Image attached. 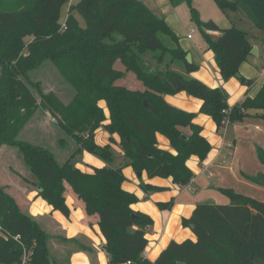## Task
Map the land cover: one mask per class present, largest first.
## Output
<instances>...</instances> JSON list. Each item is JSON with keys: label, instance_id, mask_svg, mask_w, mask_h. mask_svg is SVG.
Segmentation results:
<instances>
[{"label": "trees", "instance_id": "obj_1", "mask_svg": "<svg viewBox=\"0 0 264 264\" xmlns=\"http://www.w3.org/2000/svg\"><path fill=\"white\" fill-rule=\"evenodd\" d=\"M67 1L27 0L25 6L22 0L15 5L0 0V150L4 145L18 148L35 179L38 196L66 216L71 213L66 190L68 186L73 189L88 215L99 216L106 238L103 248L111 264H259L258 260L264 264L263 201L233 188H220L230 203L201 202L190 217L183 218L185 227L195 225L196 240L172 241L152 261L143 252L149 244L146 229L153 224V217L133 208L139 198L123 187V168L109 164L88 172L75 161L85 150L113 161L111 143L96 141V131L104 124L111 134L120 136L128 165L135 171L188 184L193 177L188 160L193 155L204 160L212 145L202 134L203 127L194 121L196 113L173 105L165 95L186 91L202 99L200 111L210 115L220 131L226 117L235 122L248 116L249 108L264 110V85L256 97L247 96L230 106L223 87H210L174 67L181 64L193 72L199 65L187 60L189 51L182 47L177 33L143 0H78L71 5L63 27L61 8ZM215 1L224 10L243 9L264 32V0ZM170 2L175 7L183 3L190 7L223 78L239 77L250 86L253 80L240 73L241 64L253 50L248 32L232 25L220 27V34L214 36L207 31L210 24L200 19L193 0ZM74 11L83 16L85 25ZM29 35L32 38L27 42ZM165 37L174 46L167 44ZM147 54L158 61L156 66ZM47 60L76 88L69 103L53 92L45 93L40 83L30 79L29 72ZM119 60L125 71L134 72L143 82V89L117 83L126 73L115 67ZM103 100L109 110L107 123ZM39 109L49 112L68 136L61 139L62 145L71 138L78 146L64 162L52 149L19 138ZM181 127H190L191 133ZM158 134L170 140L175 152L159 146ZM259 157L264 162L263 149ZM142 187L160 188L150 183H142ZM173 202H162L160 207L170 208ZM61 238L77 243L79 250L92 251L76 237ZM51 239L37 217L22 211L16 198L0 187V264L20 262L24 252L20 242L31 252L29 264H64L55 260Z\"/></svg>", "mask_w": 264, "mask_h": 264}, {"label": "crops", "instance_id": "obj_2", "mask_svg": "<svg viewBox=\"0 0 264 264\" xmlns=\"http://www.w3.org/2000/svg\"><path fill=\"white\" fill-rule=\"evenodd\" d=\"M143 1L155 9L163 6L164 12L168 11L167 5L171 3L170 0ZM232 25L234 24L230 21H223L219 27L225 28ZM208 31L211 33L212 29ZM212 33L218 36L220 31L214 30ZM193 37L189 38L187 35V38L180 39V43L191 53L192 62L198 64L199 68L193 72H187L183 66L181 72L184 75L199 78L210 87H223L228 95L230 106L243 101L247 96L252 98L257 96L264 85V36L250 38L254 50L240 66L241 75L253 80L250 86L242 83L239 77H232L226 81L221 74L214 51L207 49L204 42L190 43L188 39ZM117 67L125 71L124 65ZM125 72L124 77L117 80V83L132 89L144 88L143 82L134 72ZM165 97L173 105L196 113L194 121L203 127L202 134L207 137L212 147L204 160L197 155L190 157L188 166L193 171V177L185 185L175 183L172 177L151 178L147 171H142L139 175L126 163V168L123 169L126 175L123 187L136 193L139 198L138 202L132 206L135 210L148 213L153 217V224L146 229L149 244L143 252L144 256L152 261H156L172 241L196 240L193 228L183 225V218L190 217L195 207L201 202L230 203L229 196L220 188H233L239 193L264 202V183L254 180V177L264 175V162L259 157V150H264V110L249 108L248 116L243 120L230 122L219 131L216 121L210 115L200 111L202 99L186 91L167 94ZM103 101L101 105L109 118L107 103ZM100 127L96 131L98 143L120 145V136L117 133L113 134L112 142L110 136L104 137L103 142L98 140L97 134ZM181 128L186 133H191L190 127ZM157 138L160 147L175 152L166 136L158 134ZM76 157V165L83 171L91 172L94 166L109 165V162L103 158L86 150ZM203 165H207V169H204ZM142 183H150L160 188L145 190ZM26 196L30 201V212L42 220V226L52 235V239L55 236H65L70 239L76 237L92 247V251L79 250L77 243L63 242L65 245L62 246L61 252L67 254V264H111L109 255L103 248L106 238L99 225V216L88 215L84 202L78 198L70 186L66 190L67 204L71 209L69 216L54 209L43 197L38 196L37 190H30ZM171 200L174 202L170 208L160 207V203Z\"/></svg>", "mask_w": 264, "mask_h": 264}, {"label": "rangeland", "instance_id": "obj_3", "mask_svg": "<svg viewBox=\"0 0 264 264\" xmlns=\"http://www.w3.org/2000/svg\"><path fill=\"white\" fill-rule=\"evenodd\" d=\"M22 1L23 4H26L25 6H28L27 0ZM77 1L78 0H68L62 6L60 20L63 24V27L66 17L69 14L71 5ZM16 2L17 0H11V5H15ZM4 4H6L5 1ZM167 6H169V9L165 12L163 6L157 7V9H155L153 6L150 8L153 9L157 14H160L166 18L167 23L177 33L180 39L183 37L187 38L188 33H191L192 28H194V37L193 39H188L189 42L192 44L203 43V34L197 22L192 18L190 7L186 3H183L177 7H175L172 3L168 4ZM193 6L198 10L200 19L206 23H209L210 26L212 23L220 26L223 21H230L235 26L247 31L249 38L255 39L257 37L264 36V32L257 27L252 19L241 8L224 10L217 4L215 0H193ZM73 13L76 17H78L82 25L86 24V21L82 15L76 11ZM212 31L211 34L214 35ZM31 38L32 36L29 35L25 39L27 42H29ZM165 41L170 46H174L170 39L165 37ZM145 57L152 65L156 66L158 61H156L151 55L147 54ZM118 65L123 67V64L120 60L117 61L115 67L118 68ZM174 67L181 72L183 66L181 64H175ZM1 69L2 66L0 64V77ZM29 76L34 82L40 83V88H42L45 93L53 92L65 103H69L76 94V88L63 76L58 67L51 60H47L39 68L31 70L29 72ZM33 89L37 90V88ZM103 102L105 103V101ZM108 121L109 118H107L106 123ZM108 136L113 137V134H111L106 129L105 125L102 124L97 134V139L103 142L104 137ZM63 137L68 136H66L63 130L59 127L56 119L50 115L49 112L43 111L41 109H39L32 117L30 122L26 125L23 133H21L19 136L20 139L30 140L36 144H41L52 149L57 154L61 162L66 161L78 147L76 142L71 138H68V143H66L65 146L62 145L60 141L63 139ZM112 152L113 161L109 164H112L114 167L120 166L123 169L126 168V163H128L126 161H128V158L125 156L122 147L120 145L118 146L112 144ZM34 180L35 179L25 164L18 148L4 145L2 150H0V187L5 189V191L9 192L16 198L17 203L19 204V207L22 211L30 214H32L30 212L31 209L29 208L30 201L26 195L30 190H37V184ZM37 219L40 222L42 221L39 218ZM55 237L50 241L54 258L59 263L65 262L64 264H67V254L65 252H61L62 246L65 245L63 242L65 243L66 241H64L59 236Z\"/></svg>", "mask_w": 264, "mask_h": 264}, {"label": "built area", "instance_id": "obj_4", "mask_svg": "<svg viewBox=\"0 0 264 264\" xmlns=\"http://www.w3.org/2000/svg\"><path fill=\"white\" fill-rule=\"evenodd\" d=\"M193 32H195L194 28H192V32L188 34L189 38L193 37ZM224 112L228 113L229 109H225ZM230 122H231L230 119L226 117V119L224 120L225 126L228 123H230ZM203 168L207 169V165H203ZM19 238H20V235H16L15 236V239H17V241H20ZM20 243H21V245H22V247L24 249V252H23V255H22V258H21L20 262H18L17 264H29V260H30V257H31V252L28 249V247L25 246L24 243H22V242H20ZM128 263H132V262L129 261Z\"/></svg>", "mask_w": 264, "mask_h": 264}, {"label": "water", "instance_id": "obj_5", "mask_svg": "<svg viewBox=\"0 0 264 264\" xmlns=\"http://www.w3.org/2000/svg\"><path fill=\"white\" fill-rule=\"evenodd\" d=\"M210 28H211L212 30L219 31V28H220V27H219L217 24L212 23L211 26H210ZM253 50H254V49H253ZM187 60H188L190 63L192 62V55H191V53H188V54H187ZM238 75H240V74H238ZM144 104H145L146 106H149V103H148L147 100H144ZM138 173H139V175L142 174V172H138ZM254 180L257 181V182H263V183H264V175H263V176H257V177H254ZM191 227L194 229L195 225L192 224ZM258 262H259V264H262V261H261V260H258Z\"/></svg>", "mask_w": 264, "mask_h": 264}]
</instances>
